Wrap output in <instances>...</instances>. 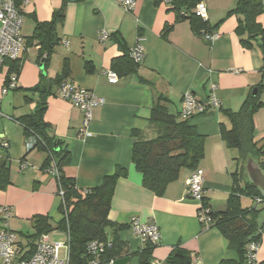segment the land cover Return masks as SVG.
<instances>
[{"label": "crops", "instance_id": "obj_1", "mask_svg": "<svg viewBox=\"0 0 264 264\" xmlns=\"http://www.w3.org/2000/svg\"><path fill=\"white\" fill-rule=\"evenodd\" d=\"M235 1L202 0L209 27L214 28L224 19L211 32L219 34L213 42L206 41L203 33H193L188 21L179 20L171 10V0L157 5L152 0H135L132 11L115 0H31L21 8L25 40L32 34L35 20L49 22L54 11L65 3L64 22L58 28L61 41L48 67L45 69L44 62L38 59L37 43L26 46L19 57L21 67L16 88H32L41 77L54 79L66 61L67 81L105 101L102 107L92 111L89 136L85 138L80 135L82 113L56 94L46 98L43 119L50 127L49 135L61 141L69 151V164L64 167V173L75 180L78 189L98 186L104 176L118 167L128 170L127 176L115 185L108 215L116 226L124 227L116 232L113 228L107 230L109 240L115 234L123 245L117 259H133L135 253L144 248L129 227L132 217L141 223L153 220L158 227L160 241L153 248L151 264H168L167 258L176 247L186 250L191 262L219 264L222 260L236 259L217 229L205 228L199 223L197 212L202 203L186 195L185 182L193 170H182L179 178L170 183L161 196H156L142 187L141 176L131 164L134 141L131 131L140 130L144 139L154 137L147 120L158 97L169 99L168 112L178 116L185 94L190 93L203 103L213 95L219 108L207 107L204 114L192 117L189 124L204 137L203 157L197 167L205 175L203 201L213 212L225 210L232 191V174L241 165L235 161L236 150L227 148L220 138V123L226 129L230 127L223 111L240 109L261 82L263 67L260 47L241 45L235 32L236 16L225 18ZM261 1L264 4V0ZM257 22L264 26V14ZM103 31L108 39L100 42L99 35ZM113 35L129 50L140 43L144 58L136 73L118 76V81L110 84L105 73L113 71L112 62L122 55ZM31 48L35 51L33 56L29 55ZM35 55L36 58H32ZM85 62L93 65L92 73L85 72ZM2 68L0 161H6L9 167L11 184L0 191V208L8 207L10 215L18 219L29 221L34 215H48L53 220L60 202L56 180L41 170L45 153L36 150L27 153L23 127L15 121L35 110L36 97L25 107L15 93L9 91L2 96L8 66ZM260 99L263 107L253 116L254 140L264 144V92ZM2 143H7V149L1 147ZM23 164L27 165L25 170L21 169ZM251 202L241 199L243 207L250 206ZM59 219L60 215L55 222ZM2 225L0 216V227ZM257 262L264 263V232Z\"/></svg>", "mask_w": 264, "mask_h": 264}, {"label": "trees", "instance_id": "obj_2", "mask_svg": "<svg viewBox=\"0 0 264 264\" xmlns=\"http://www.w3.org/2000/svg\"><path fill=\"white\" fill-rule=\"evenodd\" d=\"M158 4L163 0H152ZM202 0H171V10L177 14L179 20L188 21L193 33L210 34L224 19L211 28L207 20L204 21L195 15V7ZM65 3L54 11L49 22L34 21L32 34L25 39V47L34 43L38 45V59L44 63L46 69L50 59L59 46L61 38L58 28L64 22ZM20 14H22L20 10ZM264 14V4L261 0H236L235 6L225 18L236 16V34L240 43L245 48L254 45L260 47L263 53L262 80L255 87L256 93L248 96L240 109L236 112L223 111V115L229 122L226 129L220 123V138L227 148L237 151V161L241 168L232 174V191L226 201V208L222 212H213L209 209L208 228H215L226 241L227 248L232 250L235 260H222L219 264H248L246 253L247 246L252 243L260 245L261 236L264 232V198L247 180L245 166L248 160L258 164L264 173V144L254 140L253 116L263 107L260 99L264 92V26L257 22V18ZM118 44L121 56L112 62L111 69L117 76L136 73L139 64L130 58V50L112 36ZM8 66V72L4 85L12 75L16 76L21 67V60H9L4 63ZM85 72L92 73L93 65L90 62L84 64ZM69 69L66 61L62 70L52 80L41 77L39 82L32 88L22 90L24 102L29 104L34 101L35 110L27 115L17 118L15 121L23 127V134L27 141H33L34 150L46 154V159L41 167L42 171L48 169L53 163L58 171L57 197L60 202L57 213L60 219L53 223L48 215H34L29 219L32 232H14L17 237L16 254L18 258L32 255L37 240L43 235H49L55 231L68 233L70 247V264H87L90 260L86 248L90 242L97 241L103 245L100 254L101 262L119 258L123 251V245L112 234L111 240L107 234L108 229L114 232L122 230L123 226H116L108 218L115 185L121 178L127 176L128 170L118 167L115 171L103 177L101 183L90 189H78L75 180L64 173V167L69 164V151L64 144L50 136L49 125L43 116L46 110V98L56 94L55 87L67 81ZM14 90H20L15 88ZM171 101L165 97H158L151 107L150 116L147 120L149 127L155 134L152 139H144L140 130L134 129L131 135L134 138L131 151V164L141 176V185L156 196H161L167 186L179 178L182 170H195L203 157L204 137L195 127L189 124L188 119H181L177 115L168 112ZM179 117V118H178ZM9 167L6 161H0V191L10 185ZM63 191L62 199L58 196V190ZM250 199L252 204L243 207L241 199ZM261 198L260 204H255L254 199ZM204 200V199H203ZM203 206H207L204 201ZM202 226V225H201ZM204 227V226H202ZM144 248L135 253L139 264H151L152 251L155 245L143 244ZM191 262L188 252L176 247L168 256V264H186ZM264 264V263H259Z\"/></svg>", "mask_w": 264, "mask_h": 264}, {"label": "built area", "instance_id": "obj_3", "mask_svg": "<svg viewBox=\"0 0 264 264\" xmlns=\"http://www.w3.org/2000/svg\"><path fill=\"white\" fill-rule=\"evenodd\" d=\"M115 1L127 11H132L134 9L135 0ZM30 2L31 0H0V70L6 61L19 59L20 55L25 51V40L21 34L23 15L20 14V10L24 5ZM194 12L197 17L204 21L207 20L206 6L202 1L196 5ZM218 37L219 34L216 32L203 35V38L209 42L215 41ZM107 39L108 34L103 31L99 35V41L105 42ZM130 58L136 64L142 62L144 51L140 43L130 50ZM105 76L110 84H115L118 81V76L114 71H107ZM15 88L16 76L12 75L9 81L3 85L1 95L3 96L9 91H14ZM56 96L79 109L83 115L80 135L84 138L88 137V126L91 121L92 111L95 108L102 107L105 101L93 92L77 87L69 81H64L57 87ZM207 107L219 108V102L213 95L209 97L207 103H203L196 100L192 94L187 93L182 98L179 116L181 119H188L197 115H202L206 112ZM32 143L33 141H27L25 143L26 151L32 148ZM1 147L7 149L8 145L7 143H2ZM26 168L27 165L23 164L21 169L25 170ZM44 172L51 175L54 179L58 178V171L53 163ZM204 183L205 175L203 170L200 168L193 170L185 182L187 197L202 203L204 199ZM58 196L62 199L63 191L61 189L58 190ZM262 201L261 198L254 199V203L257 205ZM208 213L209 208L203 205H201L197 212L199 223L205 228H207L209 224ZM0 216L3 221V225L0 227V264H70L68 233H65L64 243H51L47 240L48 235H43L37 240L32 255L21 259L18 258L16 254L18 237L13 231L9 230L7 225V221L11 216L10 209L8 207H1ZM129 227L142 244H159L160 235L158 227L153 220L141 223L138 218L132 217L129 222ZM64 247L66 250L65 256L60 257V251L64 249ZM259 247L260 245L255 242L247 246L246 258L248 264H259L257 262ZM102 251L103 245L101 243L97 241L90 242L86 248L87 256L90 259L87 264H103L100 259ZM104 264H113V260ZM190 264L201 263L193 260Z\"/></svg>", "mask_w": 264, "mask_h": 264}, {"label": "rangeland", "instance_id": "obj_4", "mask_svg": "<svg viewBox=\"0 0 264 264\" xmlns=\"http://www.w3.org/2000/svg\"><path fill=\"white\" fill-rule=\"evenodd\" d=\"M21 34H22V36L25 34V28L22 29ZM33 49L34 48H31V50L29 51V55L30 56H33L35 54V51ZM32 58H36V55L34 57H32ZM33 60L36 61L35 59H33ZM39 68H40L41 71L43 70L42 69L43 66L41 65V63L39 65ZM3 70H4L3 68L0 70V75H3V73H4ZM10 93H13V94L15 93L14 95H16V97H18L20 104H23L25 107H27L28 104H26V103L24 104L23 103L24 99H23V91H22V89L15 90V92L10 91ZM10 93H9V95H10ZM22 100H23V102H22ZM17 172H19L18 168H17ZM245 204H246V202H245ZM258 207L262 208V207H264V204H260ZM52 215H54V213ZM58 217H59L58 213L55 214L53 216L54 219L52 220V222L55 223V219H57ZM8 225H9V230L14 231V232H22V233H25V232L31 233L32 232V228H31L30 222L27 221L26 219H18V218L14 217V216L13 217L11 216L9 218ZM47 240L49 242H51V243H64L65 242V234L60 233V232L55 233V234L52 233V234H49L47 236ZM65 252H66V250H65V247H64V249H62L60 251V257H64L65 256Z\"/></svg>", "mask_w": 264, "mask_h": 264}, {"label": "water", "instance_id": "obj_5", "mask_svg": "<svg viewBox=\"0 0 264 264\" xmlns=\"http://www.w3.org/2000/svg\"><path fill=\"white\" fill-rule=\"evenodd\" d=\"M43 63V62H42ZM256 93V89L253 90L252 96ZM245 174L248 182L256 188L261 196L264 198V173L259 168L258 164L251 160H248L245 166ZM139 259L137 257L133 259H116L113 260V264H138ZM186 264H190L187 262Z\"/></svg>", "mask_w": 264, "mask_h": 264}]
</instances>
